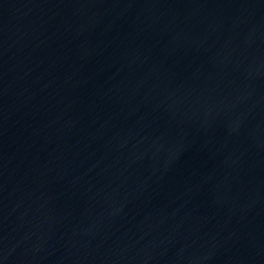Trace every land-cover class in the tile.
Returning <instances> with one entry per match:
<instances>
[{
	"label": "water",
	"instance_id": "obj_1",
	"mask_svg": "<svg viewBox=\"0 0 264 264\" xmlns=\"http://www.w3.org/2000/svg\"><path fill=\"white\" fill-rule=\"evenodd\" d=\"M0 264H264V0H0Z\"/></svg>",
	"mask_w": 264,
	"mask_h": 264
}]
</instances>
